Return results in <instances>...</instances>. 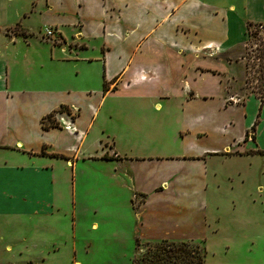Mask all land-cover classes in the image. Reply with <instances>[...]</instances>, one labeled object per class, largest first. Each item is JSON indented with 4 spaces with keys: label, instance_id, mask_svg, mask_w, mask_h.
Returning a JSON list of instances; mask_svg holds the SVG:
<instances>
[{
    "label": "crops",
    "instance_id": "1",
    "mask_svg": "<svg viewBox=\"0 0 264 264\" xmlns=\"http://www.w3.org/2000/svg\"><path fill=\"white\" fill-rule=\"evenodd\" d=\"M21 2L23 8H11ZM9 10L23 17L10 18ZM0 13L6 14L5 19L0 17V44L4 48L24 44L22 74L33 77L26 87H13L12 68L19 61L11 51L8 57L0 52V225L15 220L23 225L32 219L41 223L47 218L62 222L63 216L69 217L72 251L80 199L87 198V208L97 214L101 211L98 201L104 200L105 193L106 200L119 197L118 177L142 173L143 167L158 168L170 159L205 160L207 154L219 153L216 147L201 148L198 143L192 148L199 151L190 149L189 153L164 152L167 156H162L144 151L143 146L156 149L152 126L166 123L144 121L141 109L145 104H151L154 112L164 106L184 111L194 102L206 104L214 99L223 107L239 105L245 133L236 143L237 151L264 153V82L261 98L251 95L242 104H227L222 85L227 65L218 57L243 42L248 25L264 24V0H0ZM30 15H36V21L29 20ZM15 26L26 35L3 33ZM46 28L54 29L56 38L35 36L36 30ZM34 45L42 54L37 68L31 60ZM67 78L70 85L59 88L60 80ZM62 93H71L75 100L62 99ZM97 93L100 98L95 106L79 100L83 96L88 103L92 95L97 99ZM14 95L24 96L25 103L21 105ZM111 97L121 98L120 104L106 107ZM62 107L74 113L73 129L56 124L45 127L48 115L67 120L60 113ZM101 111L113 128H100L94 140L100 152L85 153L81 148ZM195 131L196 136L202 132L200 127ZM65 132L76 141L73 150L64 149L59 136ZM119 137L127 141V148L118 147ZM230 148L225 144L221 151ZM95 166L106 169L101 181L99 174H95L97 180L90 177L88 168ZM169 186V180L163 179L150 191L133 184L122 191L120 205L127 206L136 220L131 244L134 235L149 241L183 236L153 239L139 232L144 216L154 211V204L149 205L151 195ZM134 193L144 199L136 210L131 206ZM91 226L96 229L97 223ZM56 234L60 241L42 240L33 247L28 245L26 232L13 233L12 241L0 235V247L8 253L14 250L22 264H52L49 257L58 256L63 245L59 229Z\"/></svg>",
    "mask_w": 264,
    "mask_h": 264
},
{
    "label": "rangeland",
    "instance_id": "2",
    "mask_svg": "<svg viewBox=\"0 0 264 264\" xmlns=\"http://www.w3.org/2000/svg\"><path fill=\"white\" fill-rule=\"evenodd\" d=\"M22 4L24 3L13 4L11 8L21 9ZM8 14L13 19L23 17H18L14 10H9ZM0 17L5 19L6 14L0 13ZM36 18V15H30L29 20L36 21ZM27 19L28 17H25L26 22ZM37 31L34 34L39 39L41 36L47 38L43 29L40 32ZM3 33L19 37L26 35L18 26L11 27ZM245 34L243 42L233 51L218 55L227 65L222 84L227 104L233 102L242 104L248 96L255 95L261 98L263 94L264 24L248 25ZM34 47L30 48L31 54H34L31 58L34 63L32 67L37 68L42 54L38 48L39 45ZM9 51L15 53L19 61L16 68H12L13 87H26L24 84L31 82L28 78L33 77L22 74L25 67L24 60H21L22 53L25 51L24 44L9 48H4L0 44V52H4L5 57H8ZM69 82H71L69 78L61 79L59 88H67L70 85ZM99 96L100 94L97 93L96 99L92 95L88 103L84 101L83 96H80L79 100L83 99V104L87 106H95L98 104ZM13 97L21 105L25 103L24 96L14 95ZM61 98L75 100L71 93H62ZM120 100L121 98L118 97L107 98L104 105L106 107L109 104L119 105ZM218 102V99L206 104L194 102L184 111L164 106L160 111L154 112L151 104L143 106L141 113L144 121L162 119L166 122L164 126L158 125L159 128L152 126L151 138L153 147L156 149L143 146L144 151L159 152L162 156H167L163 154L164 152H171L166 154L181 151L189 153L190 149L199 151L197 147L192 148L195 143H198V147L201 145V148L216 147L219 153L207 154L205 160L170 159L158 168L143 167L142 173H132L130 177L126 175L118 177L116 182L122 187L119 193L117 192L119 197L113 201L106 200L105 193L104 200L98 201L101 211L97 214H91L90 208H87L90 204V201H86L87 198L80 199L78 205L81 212L76 218V240L72 251L70 249L71 219L65 216L62 217V222L50 218L41 220V223L39 220L32 219L23 225H19L16 220L3 222L0 225V235L5 240L12 241L13 233L19 236L26 232L29 237L28 245L33 247L34 243L42 242V240L60 241V237L56 234L59 229L63 245L58 256L49 257L52 259L50 261L52 264H75L78 261L81 264H134L149 244L163 240L188 241L198 245L204 252V264H264V153L251 154L249 151H237L236 143L241 141L245 133L241 109L239 105L223 107L218 105ZM103 112L101 111L94 119L93 127L89 129L88 138L81 148L85 153L100 152L94 141L100 128H113ZM60 113L67 116V119L70 116L73 120L74 113L70 110L62 109ZM87 117L86 114L81 119L83 124H86ZM49 121L60 126V122L52 117ZM199 127L202 132L196 136L195 130ZM67 135L65 132L59 137L64 149L70 151L76 146V141L73 137L68 138ZM123 139V137L118 138V147L121 145L125 149L128 143ZM225 144L231 148L221 151ZM84 165L86 166L87 163ZM88 169L91 179L97 180L95 174H99L98 181L104 178L105 167L104 171L101 166ZM84 176H80V179L83 180ZM163 179L169 180L170 186L167 190L151 195L149 205L154 204V211L151 210L144 216L143 225L138 227L139 232L153 239L160 235L183 236L174 239L163 237L149 241L134 235L131 244L130 234L134 233L136 220L127 206L120 205L124 199L122 191L126 190L130 184L150 191L153 184ZM131 200V206L136 210L144 199L134 193ZM92 222L97 223L96 229H92ZM13 228L16 230L14 231ZM18 256L14 250L8 253L0 247V263L22 264Z\"/></svg>",
    "mask_w": 264,
    "mask_h": 264
},
{
    "label": "trees",
    "instance_id": "3",
    "mask_svg": "<svg viewBox=\"0 0 264 264\" xmlns=\"http://www.w3.org/2000/svg\"><path fill=\"white\" fill-rule=\"evenodd\" d=\"M62 109L69 111L64 107L60 111ZM50 117L51 115H48L44 118L45 127L55 126L52 121H49ZM134 264H204V252L198 245H193L188 241L163 240L149 244L140 259L136 260Z\"/></svg>",
    "mask_w": 264,
    "mask_h": 264
},
{
    "label": "built area",
    "instance_id": "4",
    "mask_svg": "<svg viewBox=\"0 0 264 264\" xmlns=\"http://www.w3.org/2000/svg\"><path fill=\"white\" fill-rule=\"evenodd\" d=\"M44 33L46 35V37H51V38H56V31L52 28H46L44 29ZM72 119L71 117L69 116L67 120H64V118H60L58 120V122H60L59 124L62 125L65 129H68V130H72L73 127H72Z\"/></svg>",
    "mask_w": 264,
    "mask_h": 264
}]
</instances>
